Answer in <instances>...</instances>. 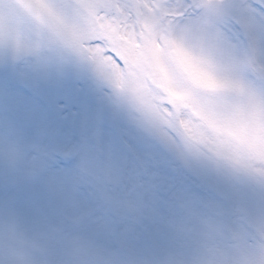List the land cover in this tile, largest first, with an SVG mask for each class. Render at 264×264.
<instances>
[{
	"label": "rangeland",
	"instance_id": "1",
	"mask_svg": "<svg viewBox=\"0 0 264 264\" xmlns=\"http://www.w3.org/2000/svg\"><path fill=\"white\" fill-rule=\"evenodd\" d=\"M187 1L195 2L164 0L155 13L152 6L161 0H39L60 26L53 34L12 0H0V59L35 60L83 74L100 102L172 160L171 166L210 172L240 194L233 225L206 216L194 226H179L163 264H264V181L243 169L264 177V80L256 74L257 67L264 69V17L250 11V0H198L195 13L183 21L163 18L165 10L177 13ZM219 4L226 5L223 12L209 7ZM101 8L110 18L98 15ZM230 13L250 18L244 28L255 49L250 71L240 70L235 47L242 42L230 33ZM109 51L125 64L124 77ZM174 109L175 121L169 116ZM187 116L193 119L185 121ZM19 163L15 152L0 145V179ZM96 179L103 200L129 215L139 211L144 188L121 166L104 163ZM5 228L0 239L14 247ZM31 233H24L22 243L35 245L38 262L52 264L55 243L39 231ZM145 255L143 247L119 246L89 258V264H142ZM35 259L23 258L38 264ZM58 259L80 264L81 255L64 247Z\"/></svg>",
	"mask_w": 264,
	"mask_h": 264
},
{
	"label": "snow or ice",
	"instance_id": "2",
	"mask_svg": "<svg viewBox=\"0 0 264 264\" xmlns=\"http://www.w3.org/2000/svg\"><path fill=\"white\" fill-rule=\"evenodd\" d=\"M250 3V11L264 17V4ZM209 7L223 12L226 5ZM98 15L110 18L105 8ZM248 23L243 13L229 14L234 39L247 43ZM106 54L122 64L115 52ZM0 145L20 160L0 179V219L47 235L56 246L52 264H59L64 247L89 264L119 246L143 247L142 264H163L179 226L206 216L235 223L239 193L210 172L173 168L100 102L83 74L35 60L0 59ZM106 162L143 186L136 214L101 198L96 176Z\"/></svg>",
	"mask_w": 264,
	"mask_h": 264
},
{
	"label": "bare ground",
	"instance_id": "3",
	"mask_svg": "<svg viewBox=\"0 0 264 264\" xmlns=\"http://www.w3.org/2000/svg\"><path fill=\"white\" fill-rule=\"evenodd\" d=\"M188 6H190V7H192V5H188ZM193 119V116H191V119H190V117L189 116H187V118L185 119V121H190V120H192ZM149 144V143H148ZM150 145V144H149ZM152 147H155V145H153ZM170 162H172V161H170ZM170 162L169 161H167V163H169L170 164ZM172 165H173V163H172ZM173 168H175V166H172ZM244 170H246V171H248V173H252V175H254V177H258L259 179L258 180H262V182L264 181V177L260 174V173H253V172H250L248 169H246V168H243Z\"/></svg>",
	"mask_w": 264,
	"mask_h": 264
}]
</instances>
